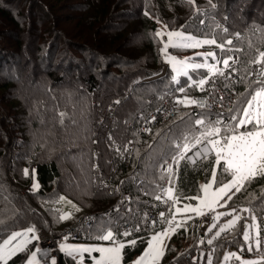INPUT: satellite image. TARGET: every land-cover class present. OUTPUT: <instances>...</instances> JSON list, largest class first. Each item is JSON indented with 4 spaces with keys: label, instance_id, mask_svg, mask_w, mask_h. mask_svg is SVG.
<instances>
[{
    "label": "trees",
    "instance_id": "obj_1",
    "mask_svg": "<svg viewBox=\"0 0 264 264\" xmlns=\"http://www.w3.org/2000/svg\"><path fill=\"white\" fill-rule=\"evenodd\" d=\"M53 1L59 5L63 0ZM127 1L87 0L75 32L49 29V24H45V34L41 37L34 33L31 41L36 46L29 51L26 46L33 26L29 18L35 14L52 22L53 5L46 0H28L26 7L25 0L21 5L16 0H0V79L4 82L0 85V243L13 231L35 227L36 233L58 234L77 223L81 233L90 234L85 241L95 242L102 226L116 230L135 222L141 218L143 207L155 201L159 193L157 180L166 176L162 166L175 156L177 139L197 137L195 121L208 118L203 110L197 114L183 110L148 138H140L138 124L150 111L152 100L180 88L197 91L198 81L190 84L187 77L179 84L160 79L144 82L163 70L155 18L170 28H194L197 36L215 39L217 43L233 41L221 56L236 55L238 59L237 78L232 83L237 98L229 111L231 116L240 112L254 90L262 86L249 79L253 61L264 51V13L257 11L254 0H195V7L187 0H140L141 8L133 18L120 11ZM16 2L21 11L11 6ZM113 12H119L114 20L110 19ZM112 20L126 21L111 23L112 28L105 25ZM63 33L72 37L71 44L82 50L83 56L59 57L54 63L51 50L57 39L66 42ZM128 47L136 49L121 53ZM32 57L42 65L41 71H28L27 66L35 62ZM200 71L206 72L200 68L198 75ZM105 78L114 79V84L108 85ZM156 82L154 91L150 86ZM11 85L15 86L13 102L3 105L4 94ZM32 87L35 93L26 94ZM116 100L120 103L116 104ZM17 111L24 114L20 115L19 126L15 121L17 118L19 122ZM61 112L65 113L63 123ZM132 141L134 148L130 149ZM214 158L213 154L195 160L187 157L174 169L172 183L179 203L196 204L205 183L212 181L213 187L218 188L231 179L223 170V161L215 165ZM25 169L29 170L27 176ZM34 184L39 187L34 189ZM233 193H229L231 200L223 199L227 200L225 208L243 209L244 218L216 240L212 245L216 253H223L227 246L244 247L242 232L247 213L250 218L253 215L264 220V178ZM127 195L129 201L125 200ZM62 196L75 204L67 223L60 219L58 204ZM199 225L197 215L182 223L169 239L159 264H198L194 258L202 248L203 235ZM155 232L126 239L135 238L137 243L125 247L123 263L141 255ZM37 243L33 241L27 247L32 251ZM31 251L16 254L8 264H26ZM60 264L78 263L62 253Z\"/></svg>",
    "mask_w": 264,
    "mask_h": 264
},
{
    "label": "snow or ice",
    "instance_id": "obj_2",
    "mask_svg": "<svg viewBox=\"0 0 264 264\" xmlns=\"http://www.w3.org/2000/svg\"><path fill=\"white\" fill-rule=\"evenodd\" d=\"M190 5L195 7V0H187ZM211 3V0H209ZM212 7H215L213 4ZM199 11V9H197ZM148 15V13H145ZM159 22V21H158ZM166 32L157 31L155 36L162 37L165 34L167 35V42L164 43V48L162 51L165 52L166 60L173 65V68L177 71H183L187 67L191 66L193 68H207L210 76L200 81L196 82L197 86L203 91L204 85L208 83V80L211 79L213 75L224 76V69H229L231 67L230 61L235 63L233 57H228L223 60H217L215 52H206L198 55H202L205 59L203 64H191L187 60H177L175 57L167 55V49L171 47L175 48H199L204 45H215L221 51H225L226 45H231L233 41L231 39L225 40L223 43H217L215 39H196L191 35H185L180 31H167V26L165 25ZM231 51V49H228ZM212 57L213 60H217V64L222 63L223 69L217 67L214 64H208L207 58ZM254 63L260 64L264 62V51L259 53V57L253 61ZM186 74V73H185ZM260 75H264V68L261 69ZM256 83L261 84L262 86L258 89H255L250 98L246 101V106L242 110L234 115H232L229 120L230 123H226L224 119L218 116L216 121H209L205 125V120L199 119L195 121L197 125L204 126V131L200 133L199 137H193L195 144L206 143V146L202 151L196 153L197 156L207 157L209 153L215 154L214 164L221 165L223 161V170L225 173L231 176V179L227 182L221 183L215 192H210L209 190L213 187L212 183H205L202 186L204 192V197L200 199V203L203 207L214 210L215 206L227 197L228 200L232 199V196L229 193L240 192L242 189H246L257 178H264V82L257 80ZM179 91L183 92L184 88H180ZM116 104H119L120 101L116 100ZM177 103L183 104L185 106L191 104H197L198 102L190 98L185 97L183 100H177ZM203 106V105H201ZM61 120L65 117V113H60ZM155 119V117H153ZM241 129H244L241 131ZM151 131L150 129H146ZM111 140V135L109 136ZM185 143L182 148L180 145H177L180 148V151L173 158L175 163H179L180 160L186 158L187 151L191 150V147L195 145L187 142V137H185ZM119 150V149H117ZM169 173L172 172V167L169 165L167 168ZM25 176L29 174V170H24ZM213 183L216 180V173L213 171L211 173ZM38 184H34L33 188L37 189ZM168 198L173 199L172 189L166 190ZM235 194V193H233ZM63 199V198H61ZM156 199H161L160 196H157ZM178 202V197L173 200V205ZM170 206V208L172 207ZM223 206V205H221ZM78 210V209H77ZM179 208H176V212H180ZM184 211L195 212L199 215H203L202 208L185 206ZM248 211V209H244ZM160 216L163 218L164 213L161 212ZM70 214L65 213L60 216V219H68ZM239 216H233V218L219 229V232L215 233L216 236H219L221 232H224L227 229L234 227L236 221L239 220ZM255 219V218H253ZM3 223V221H0ZM153 225L155 221L152 222ZM168 228L167 230H162L158 233H155L147 240V248L142 253V255L134 262V264H159L161 257L164 255V238L169 237L170 233L175 232L176 228L181 227L180 222L175 221V216H171L167 220ZM216 225L213 224L212 227ZM138 229H133L131 231L125 230L123 236L127 237L132 235L133 231ZM116 233L111 228L101 227L99 233L96 235L95 239L99 241L111 242L110 246H71L66 244H61L60 251L65 255L72 257L74 260H82L84 253H98V257L93 256L92 259L94 264H122L123 260V250L127 245L135 246L137 240L134 238L130 241H123L116 239ZM244 239L249 240V234L244 233ZM39 236L36 235L35 227H29L24 231H13L6 239L0 243V261H3L4 264H8V260L11 257H14L16 254L21 252L31 251L27 246L32 244L33 241H38ZM208 243H212L211 240ZM257 246L259 247L260 241L258 240ZM43 250L39 247H35L34 251H31L30 258L27 260L26 264H40V260L37 259L38 254H41ZM43 254H47L43 252ZM230 255H235L234 253ZM225 261L228 260V256L224 257ZM239 259V257H237ZM264 259V257H262ZM51 264H57L55 258L51 259ZM211 264V261L208 262ZM248 264H258L256 261H249Z\"/></svg>",
    "mask_w": 264,
    "mask_h": 264
},
{
    "label": "rangeland",
    "instance_id": "obj_3",
    "mask_svg": "<svg viewBox=\"0 0 264 264\" xmlns=\"http://www.w3.org/2000/svg\"><path fill=\"white\" fill-rule=\"evenodd\" d=\"M16 1H19L20 5L24 3V0H16ZM46 1H48L51 5H53L52 15L54 14V16H53L54 19L52 22H51V20L46 22L43 18H40V17L36 16L35 14H33V16L29 18L30 23L33 25L32 29L30 30V32L32 33L31 37L29 38L30 41H28L27 46H26L27 50H29V51L33 50V47L36 46V45L34 46L32 41H31V39L34 38L35 34L37 36H41V37L43 36V34H45V29H46L44 26L45 24H49V26H48L49 29L50 28H52V29L65 28L68 31V34L70 32L72 33V31L75 32L76 25L78 24V19L81 16V14L84 12V10L86 9V6H87V2H86L87 0H63L60 2L59 5L57 2H55L53 0H46ZM248 1H251V0H248ZM254 1L257 4V6H256L257 11H258V9L259 10L261 9L263 11L262 13H264V0H254ZM2 3H4V1H2ZM140 3H141L140 0H129L125 4H122L123 6L120 8L121 10L120 9L119 10L120 11L124 10L125 11L124 13H129L130 18H133L136 16V13L141 8ZM28 4H29L28 0H25L26 7L28 6ZM20 5L16 2L14 5H11V6L15 7V11H21ZM25 11H27V10H25ZM34 11H36V9ZM119 12H117V13H119ZM117 13L113 12L112 15L110 16V19L114 20V15H116ZM26 15L27 14H25L24 17H26ZM130 18H128L127 23H130V21H129ZM113 20L109 23H105V25L110 26L111 23H114V25H115L118 22L124 23L126 21V20H118V21L113 22ZM155 21L157 22V31L166 32V30H165V25H166L167 31H180V32L184 33L185 35H191L194 38L201 39V40L212 39V38H205V37L197 36L194 33V28H192V29L189 28V29H187L188 31L183 29L182 26L180 27V29H174V28H170L163 21H159L156 18H155ZM25 25H26V27L28 26L26 23H25ZM114 25H113V27H114ZM68 34L63 33L64 37L66 38V42L63 39H61V40L57 39L54 46L52 47L53 50H51V51H54L52 53V56L54 58L53 59L54 63L58 61L59 57H69L71 55H75V56L80 58L83 56L82 50L76 48L74 45L71 44L70 39L72 37ZM51 38L52 37L49 38V41H52ZM159 39L161 42V46L159 49V56L163 61L162 73H160L159 75L154 76L150 79H146V80H144V82H149V81H153L155 79H160V80H163L164 83H168L165 81H173V82H175V84H179V83H182L181 81L185 77H187L189 79L188 83L191 84L194 81L195 82L200 81L201 79H204L210 75L207 68H203V67L202 68L205 69L206 72L203 73L200 71L199 75H198L197 71L200 70V68H193L191 66L187 67L183 71L177 72L173 68V65L166 60L165 52L162 51V49L164 48V43L167 42V35L165 34L164 36L159 37ZM136 41H137V39L135 40V42H133L134 46L136 45ZM137 45H139V41L137 42ZM135 49L128 47V48H126V50H123V52H121V53L127 54V52L134 51ZM209 51L216 53L217 60H223V59L229 57L228 56V57L222 58L221 56L223 55L222 54L223 51H221L215 45H204L202 47L195 48V49H192V48H175V47L170 46L167 49V55L175 57L177 60H187L189 62V65H191V64H203V63H205V59L202 55H198V54L206 53ZM33 59L34 58L32 57V61H33ZM217 60H213L212 57H208L206 62L208 64H214L217 67H221L222 63L217 64ZM36 61L37 60H35V62H32V65L29 64L27 66L28 71L34 70L37 72V71L42 70V68H43L42 65ZM61 61H63V60H61ZM111 69H115V68H111ZM113 80L111 78L110 79L107 78L105 81H107L108 85H111V84H114ZM3 83L4 82L0 79V85L1 86ZM14 87H15L14 85L9 86V89H7V91L5 92L6 93V94H4L5 95V100H4L5 103L2 102L3 105L4 104L7 105L8 101L10 103L13 102L11 98L13 97L12 91H13ZM157 87H158V82H156L155 85L150 86V88L154 91H155V89H157ZM34 90L36 91V89H34L32 87L29 91H26V94L33 93ZM10 93H11V97H10ZM3 113H5V112L3 111L1 114H3ZM16 115L19 118V122L17 121V118L15 121L18 124L17 126H19L21 123L20 118H22L20 115L23 116L24 114L21 111H19V113L17 111ZM16 129L18 130V127H16ZM243 130L244 129H241V131H243ZM191 142L193 144H195L194 139H192ZM195 146L196 147L188 154L189 160H195L196 158L202 157V156H197L196 153L198 151H202L206 146H209V145H206V143H200V144H196ZM210 154L215 155L214 152L209 153V155ZM210 183H212V181ZM168 189H172V195H173L174 189L171 187H169ZM216 190H217V188L212 187L209 191L215 192ZM203 197H204V192H203V195L199 198L202 199ZM61 198H63V199H61ZM61 198H60L59 204H58L59 209H61L60 215L65 214V213L70 214V218L63 219V220L61 219V221H63V223H67L72 218V210L75 209V204L72 200H70L66 196H62ZM174 199H176V198H174ZM200 199H196L197 200L196 204L191 203V202H188V203L177 202V203H175L174 206H172V210H171V216L174 215L175 221L180 222L181 224L186 222L190 218V216H192V215H197L201 218L205 213H208V212L212 213V221H211L210 226L207 230L203 231L201 225H199L200 226L199 229L203 232V235L201 237L202 248H201L199 254L195 256L194 262L198 261V264H208L209 261H211V264H248L249 261H256L258 263L264 261V259H262V257H264V220L260 221L258 218H256L253 215L250 218L249 213H247L246 214L247 218L244 220V223H243L244 228H243V232H242L243 241L245 242L244 247L239 249L236 247H228L227 246L224 249L223 253H216L215 249L213 248L214 246H212V245L215 244L216 240H218L223 235V233L227 232L228 230L232 229L233 227L225 230L224 232H221L219 236H216L215 233L219 232V229L221 227H223L225 224H227L233 218V216H239L240 217V219L236 221L235 225H237L239 223V221L243 220L244 212H243V209L236 211L235 209L223 208V207H225L226 202H227V200L223 201V199L221 201H219V203L215 206L214 210H212V209H209L207 207H203L200 203ZM221 205H223V206H221ZM185 206L202 208V211L204 214L199 215V214H197L195 212H191V211L185 212L184 211ZM176 208H179L181 211L176 212ZM253 218H255V219H253ZM87 219H88V217H87ZM213 224H215L216 226L212 227ZM167 228H168V224L166 223V225L163 227V229H161L155 233H158L162 230H167ZM79 230L81 231V229H79ZM44 232H46V231H44ZM64 232L65 231L58 233V234H63ZM245 232H247L249 234V240H247V241L244 239V233ZM46 233L52 234V235L57 234V233H53L51 231H47ZM155 233H153V234H155ZM81 234L84 235L83 233H81ZM153 234H151V236ZM173 235H174V232L170 233L169 237L164 238V246L165 247H166L169 239ZM86 236H89V238H90V234H87ZM151 236H150V238H151ZM209 240H211L212 243H208ZM258 240L260 241L259 247L257 246V243H256ZM125 242H127V241H125ZM59 243H60V245L66 244V245H71V246H110L111 245L110 241L105 242V241H99V240H97L95 242H88V241L75 242V241L63 239ZM183 244H184V242H183ZM128 246H130V245H127L126 247H128ZM35 247H39L43 250V252L47 253L46 255L43 254V252L41 254H38L37 259L40 260V264L45 259H47L48 257L51 256V251L49 250L48 247H43L39 242L35 245ZM35 247L32 251L35 250ZM164 250H165V248H164ZM232 253H234L235 255L234 256L230 255ZM30 255H31V252H30ZM30 255H29V258H30ZM98 255H99L98 253H91V254L84 253V254H82V256H83L82 260H80V261L77 260V261L80 262V264H94L92 257L93 256L98 257ZM141 255L135 257L132 261L128 262L127 264H134V262ZM225 256H228L227 261H225V259H224ZM237 257H239V259H237ZM52 258H54V257H52ZM3 263H4L3 261H0V264H3ZM122 264H124L123 261H122Z\"/></svg>",
    "mask_w": 264,
    "mask_h": 264
},
{
    "label": "built area",
    "instance_id": "obj_4",
    "mask_svg": "<svg viewBox=\"0 0 264 264\" xmlns=\"http://www.w3.org/2000/svg\"><path fill=\"white\" fill-rule=\"evenodd\" d=\"M233 59L235 60V63L230 61L231 67L229 69H224L225 75H213L211 76V79L208 80V83L204 85L205 90H201L198 86L196 92H190V91H178L173 94H160L158 98L151 101L152 107L150 111L144 115V117L141 119V122L138 124V132L140 138H148L152 132L160 126H164L167 123H169L173 118H175L179 112L183 110L192 111L194 113H199L201 110L206 111L208 113V118L204 119L206 122L209 121H216L218 116L220 118L224 119L226 123H230L229 118L231 115L229 114V111L232 109V107L235 104L236 101V92L233 89L232 83L236 81L237 74H236V67L238 65V60L236 56H233ZM223 69V64L221 67ZM264 68L262 63L260 64H254L252 67L249 79L253 81H263L264 75H260L261 69ZM185 97L190 98L192 100L197 101V104H191L188 106H185L183 104L177 103V100H183ZM203 105V106H201ZM155 117V119H153ZM146 129H150L151 131H147ZM204 131V126L197 125V137L200 136V133ZM191 138H187V142L190 144H193L191 142ZM185 137L179 138L176 141V147L177 145H180L181 148L183 144L185 143ZM196 145V144H193ZM130 149L134 148V141H132L129 144ZM191 147L190 151H187L186 158L183 160H180L179 163H175L173 158L177 155V153L180 151V148L177 147L175 156L168 162L164 163L162 166V171L166 173L165 177H161L157 180V186L159 188V193L157 196H160L161 199H155V201L151 204H147L142 209V216L139 218V220H136L135 222H129L123 224L121 227H119L116 230H113L114 233H116V239L117 240H126L128 238H139L146 235V233L149 232H155L157 230H160L164 225L167 223L168 219V213H170L173 205V200L175 198L174 194L172 195L173 199H169L166 190L171 187L175 190V184L172 183V176L174 174V169L183 161L187 160L188 154L195 148ZM171 165L172 172L169 173L167 171V168ZM122 180L116 185L119 186L121 184ZM139 182H142L140 179ZM130 197L129 195L126 196V201H129ZM164 213V217L162 218L160 216V213ZM88 220L85 222L87 223ZM153 221H155V224L153 225ZM212 221V213L208 212L205 213L202 216L200 225L202 227V230L205 231L209 228L210 223ZM80 229V223L75 224L71 228L67 229L63 234H48L44 231H39L37 233V236H39L38 242L43 245L44 247H48L51 251V257H54L57 260V264H60V257L62 252L60 251V241L63 239L80 242L89 240V236H84L81 234ZM133 230L138 229L137 231H133L132 235L130 236H123V233L125 230ZM189 256L187 257V259ZM43 264H51V258L48 257Z\"/></svg>",
    "mask_w": 264,
    "mask_h": 264
},
{
    "label": "crops",
    "instance_id": "obj_5",
    "mask_svg": "<svg viewBox=\"0 0 264 264\" xmlns=\"http://www.w3.org/2000/svg\"><path fill=\"white\" fill-rule=\"evenodd\" d=\"M223 208H225V207H223ZM50 258L52 259V257H51V256H50ZM45 260H46V259H45ZM45 260H44V261H45ZM44 261H43V262H44ZM43 262H42V264H43ZM76 262H77L78 264H80V262H78L77 260H76Z\"/></svg>",
    "mask_w": 264,
    "mask_h": 264
}]
</instances>
